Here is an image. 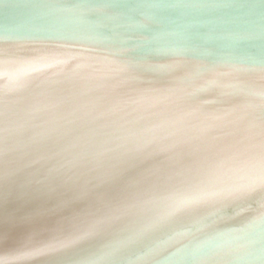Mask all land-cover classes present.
Wrapping results in <instances>:
<instances>
[{
	"label": "water",
	"instance_id": "1",
	"mask_svg": "<svg viewBox=\"0 0 264 264\" xmlns=\"http://www.w3.org/2000/svg\"><path fill=\"white\" fill-rule=\"evenodd\" d=\"M0 264H264V0H0Z\"/></svg>",
	"mask_w": 264,
	"mask_h": 264
}]
</instances>
